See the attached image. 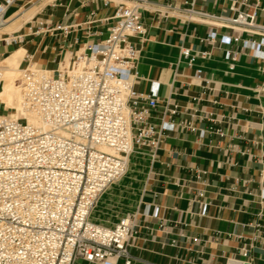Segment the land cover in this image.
Wrapping results in <instances>:
<instances>
[{
	"label": "crops",
	"instance_id": "1",
	"mask_svg": "<svg viewBox=\"0 0 264 264\" xmlns=\"http://www.w3.org/2000/svg\"><path fill=\"white\" fill-rule=\"evenodd\" d=\"M149 1L185 6V0ZM125 2L56 0L10 29H19L22 41L0 44V59L23 48L22 61L55 71L104 40L109 17ZM195 8L221 16L255 12L264 25V0H201ZM162 10L142 8L144 39L131 38L139 49L133 89L158 85L147 121L163 127L162 138L154 153L142 147L131 156V192L109 205L117 202L119 209L103 224L137 213L132 264H226L228 258L264 264V73L262 60L242 45L260 36ZM40 18L52 30L35 32ZM211 28L215 36L208 39ZM184 47L195 56L192 63L181 56ZM172 105L176 113L166 110ZM73 264L93 263L78 258Z\"/></svg>",
	"mask_w": 264,
	"mask_h": 264
},
{
	"label": "built area",
	"instance_id": "2",
	"mask_svg": "<svg viewBox=\"0 0 264 264\" xmlns=\"http://www.w3.org/2000/svg\"><path fill=\"white\" fill-rule=\"evenodd\" d=\"M55 1L0 0V44L22 41L19 29L3 30L13 14L45 2L38 14ZM199 1L185 0L179 7L126 0L109 17L107 37L75 54L71 66L52 71L28 62L22 69L16 79L21 108L37 122H29L22 111L13 117L12 108L0 112V264H73L78 258L132 264L129 247L137 213L127 212L112 225L90 219V213L101 192L125 172L127 154L142 147L154 153L162 138L163 127L147 121L158 85L152 83L147 92L133 89L139 49L131 38L142 41L146 32L141 9L162 8L163 16L177 14L185 21L259 35L258 42L242 45L262 60L264 73V25L255 21V12L214 15L196 9ZM50 30L45 20L37 21L35 32ZM214 36L211 28L207 38ZM220 40L230 43L231 38ZM181 56L189 63L195 59L185 47ZM2 75L0 67V81ZM166 110L176 113L177 105ZM203 173L197 171L196 178Z\"/></svg>",
	"mask_w": 264,
	"mask_h": 264
},
{
	"label": "bare ground",
	"instance_id": "3",
	"mask_svg": "<svg viewBox=\"0 0 264 264\" xmlns=\"http://www.w3.org/2000/svg\"><path fill=\"white\" fill-rule=\"evenodd\" d=\"M44 3L45 2L41 3L38 6L36 4H32L29 7L19 10L9 18L8 23L5 25L3 30L8 31L12 29V27L20 25L25 20L30 19ZM23 53V48H18L13 50L10 55L0 59V67L3 71L2 80L0 81V100L5 102V107L8 106L7 108L13 109L11 112L13 117L18 116L20 111H22L23 114L28 118L29 122L36 123L37 118L32 114L24 112L21 108V94L18 84H16V79L24 68H21ZM73 59L74 55L72 57H67L63 63L65 65L61 64V67L67 65L71 66ZM15 110H17V113L15 112ZM5 113H7V111ZM133 154L134 151H130L126 156L128 165V169L126 170V172H124L116 181L109 184L98 196L96 203L92 208V212L90 213V219L101 221L100 223L103 224L105 221L112 220L108 218L109 216L113 215L114 217L113 212H109L108 214L105 213L106 206L116 195L121 196L124 193V183L129 182L132 179L131 177H133V173L129 171L130 169H133V165L131 162V156ZM95 211L99 212L102 217L100 215L95 216L93 214ZM229 264H241V262L239 260L230 259Z\"/></svg>",
	"mask_w": 264,
	"mask_h": 264
},
{
	"label": "rangeland",
	"instance_id": "4",
	"mask_svg": "<svg viewBox=\"0 0 264 264\" xmlns=\"http://www.w3.org/2000/svg\"><path fill=\"white\" fill-rule=\"evenodd\" d=\"M14 9V7H11L9 10H8V13H10L12 10ZM7 55V54H6ZM6 55H4V56H6ZM19 65H20V63H19ZM27 65V62H24V61H22V63H21V68H23V67H25ZM67 65V64H66ZM68 66V65H67ZM16 84H17V81H16ZM1 90V89H0ZM5 105V102L4 101H1L0 100V112H8L9 110L8 109H10V108H8V109H6L7 107H5L4 106ZM13 116V115H12ZM135 153V152H134ZM128 169V165H127V167H126V170ZM126 170H125V172H126ZM133 173V172H132ZM134 174V173H133ZM130 181L129 182H126V183H124V193L122 194V195H126V197H127V199H128V196H129V194H130V192H131V190L129 189V187H130ZM127 188V189H126ZM121 195V196H122ZM120 195H116L113 199H112V201L110 202V203H108V205L106 206V210H105V213L106 214H108L109 212H111L110 210H116L117 211V209H119V208H117V205H118V203L117 202H114L113 203V205L110 207V210H109V205L114 201V200H116V199H118V198H120L121 197ZM108 209V210H107ZM108 211V212H107ZM92 212V211H91ZM95 216H98V215H100L99 214V212H94L93 213ZM101 217H102V215H100Z\"/></svg>",
	"mask_w": 264,
	"mask_h": 264
}]
</instances>
